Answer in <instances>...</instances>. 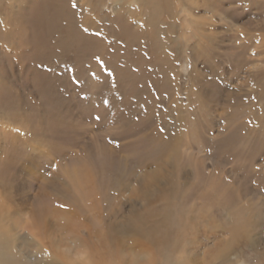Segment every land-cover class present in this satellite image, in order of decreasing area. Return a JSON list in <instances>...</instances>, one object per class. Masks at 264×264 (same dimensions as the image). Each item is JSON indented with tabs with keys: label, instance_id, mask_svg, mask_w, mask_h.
Returning <instances> with one entry per match:
<instances>
[{
	"label": "rangeland",
	"instance_id": "1",
	"mask_svg": "<svg viewBox=\"0 0 264 264\" xmlns=\"http://www.w3.org/2000/svg\"><path fill=\"white\" fill-rule=\"evenodd\" d=\"M69 1L45 12L44 41L21 7L0 29V233L17 235V263L33 264L29 210L90 172L116 211L136 210L128 239L149 240L136 233L145 198L167 227L196 222L184 232L195 250L180 239L177 257L217 264L204 250L222 240L227 264H264V0H161L149 24L132 5L90 0L88 34L75 23L87 0ZM166 204L179 213L164 218ZM126 246L125 264L156 252Z\"/></svg>",
	"mask_w": 264,
	"mask_h": 264
},
{
	"label": "bare ground",
	"instance_id": "2",
	"mask_svg": "<svg viewBox=\"0 0 264 264\" xmlns=\"http://www.w3.org/2000/svg\"><path fill=\"white\" fill-rule=\"evenodd\" d=\"M29 1L0 0V29L7 31L11 27V24L13 25L14 19L18 16L14 17L15 15L9 13L15 8L21 7L22 13L27 11L29 14L22 15L23 18L20 20V23H27V29L30 28L36 32L37 36L31 37V41L33 40V43H38L47 38L48 27L52 23L51 15L46 17L48 14L45 12L47 10L55 11V13L62 12V9L58 8V4H60L59 2L65 3L66 0H40L36 1L37 3H32L33 1L30 3ZM108 1L110 6L112 3L119 2L122 6L132 5L136 7L140 11V16L141 14L145 15L144 19L148 24L154 18L155 11H158L159 7L160 9L162 6L164 7L161 0ZM67 2L71 6L73 5V2L69 0ZM97 7V1H94V3L90 0L84 1V6L78 12L80 21L75 22L76 27L81 29V32L92 33V29L96 27L95 21L90 17V13L98 9ZM124 12L129 15V19H132L133 13ZM5 27L8 28L4 29ZM7 36L8 34L5 33V41L11 39ZM75 39L77 40V38H73L74 42L76 41ZM40 43L43 44L42 42ZM98 180L90 172H85L83 175L73 178L69 184H56L54 188L57 192L61 191L64 194L63 199L54 198V195L46 194V196L52 197L49 206H45V209H40L37 206L29 210L28 228H30L33 235H36L33 238V264H125L123 256L124 252H126L125 247L128 244L143 246L142 248L146 251L151 250L153 247L156 251L152 254L151 259L150 256L149 258L133 257L131 264H192L191 260L188 262L186 257H177V253L185 255L187 251L185 249L180 250V239H185L188 245H192L190 254L195 250L196 246L193 247V245H196L195 237H191L192 235L186 236L184 232L190 230L192 226L194 229L196 222L194 225H189L185 221L176 218L171 226L167 227L163 220L160 223L156 218L154 205L146 202L144 198L141 208L137 209L143 212L144 217H138L136 233L140 237L139 239H149L146 242L148 244L141 243L133 238L128 239L127 237L132 231L127 227V224L132 222L131 216L137 213L136 210L132 208L127 214H122L119 210L116 211L115 205L111 201H107L109 191H104V187ZM123 190L126 191L127 189L123 188ZM162 212L165 218L175 215L177 212L179 213V210L176 211L175 207L166 204L162 205ZM194 216L195 218L191 220L193 222L199 219L204 220L203 215ZM234 229V231H237L236 228ZM234 231L232 232V237L235 233L236 237H238L237 234H240V230L238 232ZM84 232L86 233V237L82 238V233ZM79 233L81 237L78 235ZM16 236L12 232L0 233V264H18L15 251ZM69 239L77 243L79 245L77 247L82 245L81 248H84L85 251L80 252L78 248H75L68 250V252H60L59 247L64 246ZM221 244H224L222 240L216 245L217 250L205 246V255L210 263H213L215 259L218 261L217 264H227L225 254L221 251L222 249L218 248ZM180 259H182V262Z\"/></svg>",
	"mask_w": 264,
	"mask_h": 264
}]
</instances>
